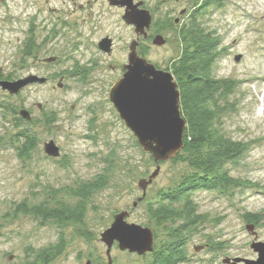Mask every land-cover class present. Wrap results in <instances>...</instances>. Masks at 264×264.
<instances>
[{"label": "rangeland", "instance_id": "rangeland-1", "mask_svg": "<svg viewBox=\"0 0 264 264\" xmlns=\"http://www.w3.org/2000/svg\"><path fill=\"white\" fill-rule=\"evenodd\" d=\"M198 4L188 0L184 6L189 10ZM123 13L106 0H0V75L47 78L16 95L0 89V264H22L30 251L49 246L59 235L64 250L48 264L87 260L107 264L100 234L114 214L128 210V222L153 229L145 202L188 172L180 161L160 162L146 188V200L132 208L142 195L138 181L148 179L157 164L141 149L109 100V90L121 78L128 45L135 38ZM199 22L221 39L213 75L235 82L228 95L231 109L221 115V130L232 139L250 143L238 163L227 164L232 176L249 184L229 195L206 190L193 193L205 222L187 244L188 260L180 264H222V258L236 256L255 259L250 248L253 236L245 229L243 214H263L254 227L257 240L264 241V0H221L201 13ZM53 23L58 30L54 41ZM105 35L113 39L110 54L97 47ZM164 39L161 46L144 45V58L162 70L182 47L177 31L164 34ZM28 45L30 55L26 56ZM236 55L241 56L239 61L234 60ZM50 56L58 60L42 62ZM20 109H26L35 123L17 121ZM48 114L53 117L50 123L45 121ZM23 127L38 141L28 157L18 158L9 138ZM49 140L59 147L56 158L44 153L43 145ZM97 175L104 177V185L87 198L81 224L46 222L14 210L22 201L37 205L50 201L51 195L53 200L74 201L66 193ZM211 241L221 242V248H212ZM110 255L111 264L146 261L116 245Z\"/></svg>", "mask_w": 264, "mask_h": 264}, {"label": "trees", "instance_id": "trees-1", "mask_svg": "<svg viewBox=\"0 0 264 264\" xmlns=\"http://www.w3.org/2000/svg\"><path fill=\"white\" fill-rule=\"evenodd\" d=\"M195 1H199L198 6L188 10L178 31L182 39L181 50L168 61L165 69L171 72L177 83L180 113L186 122L183 147L171 160L184 163L188 172L178 183L158 191L152 201L149 199L145 202V212L154 224L153 250L141 255L146 259L145 264H180L188 260L187 244L197 227L205 222L192 199L195 191H217L229 195L231 190L248 187L249 184L242 178L232 176L227 164L238 163L250 143L232 139L221 130V115L231 109L228 95L234 90L235 82L213 75L212 66L219 56L221 39L215 31L206 29L199 22L201 13H205L210 6H218L221 0ZM144 53L142 49L139 55L144 57ZM24 54L30 55V45L25 47ZM0 80L16 79L7 74L0 75ZM52 118L48 114L45 121L50 123ZM16 120L27 121L20 115ZM35 121L31 118L28 122ZM37 141L36 135L23 127L10 136L9 146L18 158H26L36 148ZM103 185L104 177L97 175L66 193L76 199L74 201L53 200L51 195L50 201L37 205L29 206L22 201L14 206V210L32 213L46 222L81 224L86 213L87 198ZM145 197L138 203L144 202ZM261 215L244 213L243 218L247 224L255 226ZM209 243L217 250L222 244L219 241ZM64 246V239L59 235L57 241L49 246L30 251L22 264H48L62 253Z\"/></svg>", "mask_w": 264, "mask_h": 264}, {"label": "water", "instance_id": "water-1", "mask_svg": "<svg viewBox=\"0 0 264 264\" xmlns=\"http://www.w3.org/2000/svg\"><path fill=\"white\" fill-rule=\"evenodd\" d=\"M110 5L124 8L122 19L125 24L134 26L136 36L144 34L151 17L147 10L138 9L133 0H107ZM154 43L162 45L164 41L156 36ZM137 41L129 44L127 63L123 65L124 72L109 90V100L117 111L119 118L136 137L141 149L150 154L157 164L156 169L148 179H140L137 183L142 195L132 203V208L145 197L146 188L152 183L159 170V163L176 156L183 147V134L186 122L180 113L179 90L173 75L168 70L158 69L146 58L136 52ZM98 47L110 54L111 40L102 39ZM240 55L234 57L239 61ZM56 57L42 59L44 63H52ZM47 80L35 74L16 80H0V89L10 95H16L24 87L31 84H42ZM21 118L30 121L31 115L26 109H20ZM44 153L52 158L60 155L59 147L53 140L43 145ZM128 210H122L113 216V221L100 234V240L105 245L107 264H111V249L114 245L120 251H127L138 256L153 250V231L149 227L128 222ZM247 232L253 236L251 250L256 253L255 259L243 257H224L222 264H264V241L257 240L253 224L245 225ZM200 247L195 248L198 251ZM84 264H93L87 260Z\"/></svg>", "mask_w": 264, "mask_h": 264}, {"label": "flooded vegetation", "instance_id": "flooded-vegetation-1", "mask_svg": "<svg viewBox=\"0 0 264 264\" xmlns=\"http://www.w3.org/2000/svg\"><path fill=\"white\" fill-rule=\"evenodd\" d=\"M187 1L188 0H160V1L159 0H133V4H138V9L147 10L151 17V21H150L148 28H145V31H144L145 33L138 37L135 34L134 26L129 25L132 27L134 34H135V38L132 39L131 41L133 40L137 41L136 52L138 55H139L140 50L142 49L144 50L145 42L151 43L155 46H161V45H157L154 43V39L156 38V36H160L161 39L165 43L164 34L179 31L186 16L188 15V9L186 8V6H184ZM108 5L110 4L108 3ZM110 6L118 7L122 9L124 12V8L122 7L115 6V5H110ZM57 35H58V30L55 26V23H53V41L56 39ZM104 38H108L111 40L110 48L112 52L113 39L109 37L108 35L101 37L98 43ZM128 50H129V45H128ZM100 51L103 52L102 50ZM53 57H56V60L54 61L56 62L58 60L57 59L58 57L57 56H53ZM123 65L124 64H122L121 66L122 74L124 72Z\"/></svg>", "mask_w": 264, "mask_h": 264}]
</instances>
